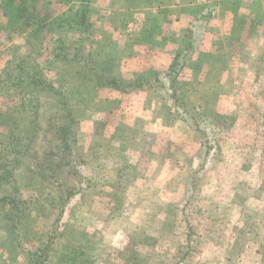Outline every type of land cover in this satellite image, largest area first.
<instances>
[{
    "label": "rangeland",
    "instance_id": "rangeland-1",
    "mask_svg": "<svg viewBox=\"0 0 264 264\" xmlns=\"http://www.w3.org/2000/svg\"><path fill=\"white\" fill-rule=\"evenodd\" d=\"M134 1L86 0L89 56L70 65H56L48 22L42 20L40 28L20 24L16 32L6 27L23 13L40 18L46 11L50 20L83 2L0 5V155L2 140L9 138L4 147L13 167L10 181L19 188L25 213L21 245L11 238V221L0 214V264H26L24 249L43 254L50 236L44 264H264V6L247 23L239 18L223 30L224 38L208 31V44L174 82L178 96L166 78L151 81L156 88L94 87L95 76L128 80L138 74L122 63L132 53V40L144 39L147 21L137 30L131 24L142 19L131 9ZM220 6L227 4L222 0ZM204 17L192 26L195 37L208 27L210 17ZM225 17L219 18L223 26ZM167 33L180 43L185 29ZM69 34L67 43L76 45V34ZM18 57L48 82L22 99L6 90L4 75ZM72 88L77 133L68 142L70 153L58 154L48 124L65 122L55 91ZM48 159L59 164L52 186L63 178L75 185L67 200L57 187L40 192L46 180L38 164Z\"/></svg>",
    "mask_w": 264,
    "mask_h": 264
},
{
    "label": "trees",
    "instance_id": "trees-1",
    "mask_svg": "<svg viewBox=\"0 0 264 264\" xmlns=\"http://www.w3.org/2000/svg\"><path fill=\"white\" fill-rule=\"evenodd\" d=\"M4 0H0V5L3 4ZM64 3H68L69 0H62ZM83 2L82 8H75L74 6L70 5L67 10L62 11L60 14L57 13L55 16L50 17L49 20L48 17L52 14H47L46 11L44 14L40 16V18L36 15H31L23 13L20 15V17H14L13 21H9L7 29H11L13 32L18 31L20 28V24H25L26 26H32V25H39L40 27H44L45 23H41L42 20L44 22H48V29H50L51 36H49L50 40L55 43L53 45L52 50L54 54V61L57 64H61L63 62L66 63V65H70L68 62L72 60L78 59L83 55L89 56L88 46L92 43V38L90 35L92 34L91 26L87 22V14L85 10V2L86 0H77ZM128 1V0H125ZM205 1L201 5H198L199 10L205 9ZM13 3L17 8H20L23 4V0H12ZM74 8V9H73ZM207 11H202L201 15L203 17L196 16L195 19H203L204 16L211 17L212 13H206ZM147 23L144 24L143 28V37L144 39L142 42H150L151 44L157 43L158 41L154 40L153 35L155 33H159L157 27H160L159 21L156 18L151 17L150 15L145 17ZM49 20V21H48ZM197 22V21H196ZM192 26H195L196 23L192 22ZM70 30H73V32L76 34V41L78 42L76 45H73L67 43V40L64 37L71 36L69 34ZM206 30V27L201 29V34L199 33L196 37L195 31L190 26L185 29V33L183 34L184 40H180L179 47L174 54V57L172 58L169 66L166 69L158 70V69H148V71L140 72L134 77L124 80V79H106L101 80L99 77H96V82L94 84V87H112L117 88L120 90H134L137 88H141L144 86L152 87L153 83L151 81L155 80L157 83L161 82L163 78H166L168 80L169 86L168 88L171 89V93L173 95L178 94V90L175 89L174 82L179 77L181 73H183L188 67L193 65L192 63V53L198 44L199 38L201 37L202 33ZM182 36V37H183ZM78 56V57H77ZM18 61L14 62V64L10 67L9 70H7L4 75H7L8 82L6 85V90H9L10 92L18 94L17 97L21 98V96L26 95L27 93L31 92V89L33 86H39L41 84L47 85L48 82L46 79L43 78V73H38V68L35 66H30L31 64L27 61L25 57H18ZM83 60V58H81ZM73 61V62H74ZM56 67V66H55ZM61 67V66H59ZM67 72V69L64 70V73ZM61 73H63V70L61 69ZM70 79V78H69ZM74 79L71 78V82H73ZM156 88V87H152ZM164 87L162 86L161 89ZM70 91L66 90L65 93L60 91H55L56 95L59 97V100L62 103V110L64 111L65 115V122H58L53 123L51 122L52 129L50 131L51 134V141L52 148L55 149V153L64 154V153H70V147H69V141H73L74 137L77 133V129L75 126L76 119L73 117L72 110L69 106L71 105L70 101L74 99V96L76 94V91L72 88L69 89ZM165 92V88H164ZM180 94V93H179ZM178 94V95H179ZM177 95V96H178ZM22 99V98H21ZM177 100V98H175ZM197 105V104H196ZM196 105L194 108H197ZM20 106H23V103H21ZM74 109H77L79 111H82L83 109L79 106L74 105ZM192 111V109H191ZM22 131V129H17V133ZM11 134V133H10ZM12 135V134H11ZM18 137V134H14ZM35 135V131H32V134L28 138H32ZM14 136V138H15ZM9 138H6L5 140H2V153L0 155V190L2 193L0 195V206L6 207L7 205H11V209L0 211V214L4 217H7L8 220L11 221V227L9 228V232L11 234V238L13 241L18 242L17 245H21V241H18V238H21V234L18 235V232L22 229L23 225V219L25 217V213H23L24 207L22 204L24 203L22 199L20 198L19 194V188L11 183V179L13 180V167L9 165V161L6 159L9 156L5 154V143ZM74 142V141H73ZM19 152V151H17ZM64 152V153H62ZM51 158V157H50ZM15 164H17V159L14 160ZM13 163V162H12ZM41 163L38 164L41 171L38 172L41 176L40 178L42 180H46V185L41 183L39 185L40 192H44L45 188L48 186H51L56 190L60 191L61 195L63 196L61 198H64L65 200L69 199V193L72 192V190L76 189L75 185H72L71 187L68 185V183L63 178L62 181H60L56 187L52 186V182L54 181V178L58 179L56 177V174L59 169L58 162H55V164L50 163L49 159L47 162H44L42 165ZM37 166V165H36ZM45 171V172H44ZM37 174V173H35ZM55 179V180H56ZM7 182H10V185H8ZM55 183V182H54ZM35 184V183H34ZM78 186V184H76ZM21 233V232H20ZM52 239V236L48 237V240L44 243V253L42 252L38 254L37 252H34L33 250L24 249L27 253V263L26 264H44V261L47 259L48 251H49V244ZM47 246V247H46Z\"/></svg>",
    "mask_w": 264,
    "mask_h": 264
},
{
    "label": "crops",
    "instance_id": "crops-1",
    "mask_svg": "<svg viewBox=\"0 0 264 264\" xmlns=\"http://www.w3.org/2000/svg\"><path fill=\"white\" fill-rule=\"evenodd\" d=\"M141 0H135L132 10L140 11L141 16L139 21L131 23L136 28L141 27V22L145 20L143 17V13L150 15L151 17L156 18L160 24L159 33H155L153 35L154 40L160 38L161 40L157 43L150 42H141L137 43L132 40V53L129 56H125L122 59V63L126 61L128 65H130L128 71L129 73H140L143 70L147 69H166L174 54L176 53L178 47L180 46L178 43V39H172L167 33L169 29L176 30L178 33L181 30H184L188 27H192V22L198 21V17H202L201 12L198 5L202 4L201 0H145L149 5L144 7H138V2ZM205 8L208 7L206 13H212L210 17V21L207 22L208 27L202 33L201 38L198 41L197 46L195 47L192 53V59H194V55L200 49L202 50V46L208 44L206 42L208 31L216 32L215 37H223V30H231L233 24L236 20H240L239 18H246L244 23H247L250 19V15L255 13L257 9L263 8L264 0H223L226 2V7H221L220 3L222 0H204ZM137 2V3H136ZM230 7L231 10H228ZM226 16V26H223L219 21V18L222 16ZM249 18V19H248ZM126 21H123V24ZM224 23V18L222 19ZM138 25V26H137ZM196 26V25H195ZM215 31V32H214ZM218 31V32H217ZM220 31V32H219ZM211 32V33H212ZM167 33V34H166ZM137 36V35H136ZM162 36V37H160ZM135 37V36H134ZM135 39V38H133ZM226 39V37H225ZM180 40V39H179ZM223 40V39H222ZM134 42V43H133ZM211 44H217L216 42ZM199 50V51H200Z\"/></svg>",
    "mask_w": 264,
    "mask_h": 264
}]
</instances>
